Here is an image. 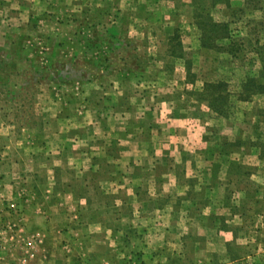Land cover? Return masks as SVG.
I'll return each instance as SVG.
<instances>
[{
	"label": "rangeland",
	"instance_id": "obj_1",
	"mask_svg": "<svg viewBox=\"0 0 264 264\" xmlns=\"http://www.w3.org/2000/svg\"><path fill=\"white\" fill-rule=\"evenodd\" d=\"M0 264H264V0H0Z\"/></svg>",
	"mask_w": 264,
	"mask_h": 264
}]
</instances>
